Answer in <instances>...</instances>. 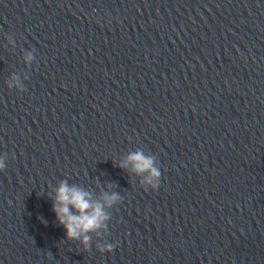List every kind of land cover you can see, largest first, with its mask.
Returning <instances> with one entry per match:
<instances>
[{
	"label": "water",
	"instance_id": "water-1",
	"mask_svg": "<svg viewBox=\"0 0 264 264\" xmlns=\"http://www.w3.org/2000/svg\"><path fill=\"white\" fill-rule=\"evenodd\" d=\"M137 150L157 191L119 167ZM5 155L0 264H264V0H0ZM61 180L122 197L89 250Z\"/></svg>",
	"mask_w": 264,
	"mask_h": 264
},
{
	"label": "clouds",
	"instance_id": "clouds-1",
	"mask_svg": "<svg viewBox=\"0 0 264 264\" xmlns=\"http://www.w3.org/2000/svg\"><path fill=\"white\" fill-rule=\"evenodd\" d=\"M34 59V51L25 52L24 62L27 66H31ZM7 87L19 92L26 90L18 76H13ZM6 160V155L0 157V172L5 170ZM119 167L121 169L130 167L132 173L141 177V187L145 191L159 189L161 171L155 156L137 150L129 153ZM49 199L52 200V212L55 214L56 222L66 232V240L79 243L85 250H89L93 235L97 240L105 237L111 219L110 211L122 203L118 191H106L99 199L94 200L90 192L75 184L70 185L67 180L59 182L54 197L50 196ZM115 247L116 245L107 242L96 244V249L101 254L111 253Z\"/></svg>",
	"mask_w": 264,
	"mask_h": 264
}]
</instances>
